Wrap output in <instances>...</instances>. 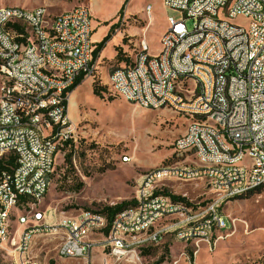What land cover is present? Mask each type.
<instances>
[{"label":"built area","instance_id":"1","mask_svg":"<svg viewBox=\"0 0 264 264\" xmlns=\"http://www.w3.org/2000/svg\"><path fill=\"white\" fill-rule=\"evenodd\" d=\"M163 2L165 8L180 12L181 19L167 18L154 58H147L145 36L133 51L129 48L131 61L113 68L112 76L119 82L115 94L143 109H169L185 118L186 132L172 147L174 153H189L197 164H178L180 179L202 181L211 194L209 202L202 206L187 196L175 200V194L160 190L157 178L169 179L171 172L159 167L142 177L131 201L142 203L137 221H130V213L109 221L101 210H86L63 216L52 228L44 227L45 212L37 218L19 214V226L25 230L12 232V225L4 229L6 204L14 202L15 195L10 186L24 187L22 196L28 207H37L31 206L33 198L44 200L51 184L46 182V174H54L56 169L53 159L76 142V126L68 113L71 89L80 78L93 79L98 73L89 6L78 5L61 16L49 15L46 6L32 13L6 8L0 12V19H6V28L0 31V73L13 78V87L0 89V148L11 152V159L0 155V247L5 246L8 233H16V240L19 234H26L21 249L31 246L41 229L51 228L61 230V245L70 250L72 235H78L70 230V221H77L79 230H85L81 253L98 247L102 264H123L125 260L143 264L136 260V253L147 246L142 245V238L156 241L161 221H169L168 234L176 232V239L185 238V242L202 233L213 237L215 230L226 232L224 224L229 219L219 213L222 206L264 185V0ZM151 17L150 5L148 21ZM239 17L247 20L246 27L234 23ZM27 21L37 22L38 34L26 30ZM42 27H49V39H42ZM22 44H29L27 62H19L17 57V47ZM181 79L197 80V88H180ZM188 92H195L196 100H188ZM13 94H26L28 105L13 102ZM31 95L41 96V103L31 102ZM187 110H196V117H187ZM129 160L126 156L124 162ZM230 164H238V171H230ZM190 168H197V179L188 178ZM27 171H37L31 183H24ZM4 172H13V179H4ZM233 179H243V186H233ZM30 219H38V226H30ZM109 222H129L135 228L136 223L145 222V230H138L135 240H126L127 232H107ZM15 253V264H41L30 254ZM60 258L79 260L71 252L70 257Z\"/></svg>","mask_w":264,"mask_h":264},{"label":"rangeland","instance_id":"2","mask_svg":"<svg viewBox=\"0 0 264 264\" xmlns=\"http://www.w3.org/2000/svg\"><path fill=\"white\" fill-rule=\"evenodd\" d=\"M5 3L21 4L25 9L46 6L53 16L78 5L89 6L93 16V41L100 39L107 30L104 38L110 28L115 27L105 50L107 59L113 56L114 48L110 44L119 34L123 43L125 38L126 44L131 43V51L140 37L145 36L150 54L156 55L167 29V18L179 20L182 17L180 12L165 8L163 0H0V5ZM147 5L152 6L151 21L145 11ZM234 23L248 25L247 20L240 17L234 19ZM99 64L95 78L85 79L69 100L68 113L76 126V142L65 146L57 156L48 195L37 208L47 212L44 226L54 228L66 215L131 202L142 177L155 168L174 171L185 161L197 164L189 159L188 154L174 153L172 147L174 140L186 132L185 118L169 109L154 111L127 102L114 93L109 83L108 74L118 64L106 60ZM94 87L99 97L94 94ZM67 155H71V162H66ZM126 156L131 160L124 162ZM157 186H165L167 192L187 196L202 206L211 197L202 181H178L171 176L160 180ZM20 212L19 209L14 211L12 232L25 230L19 226L18 218L27 210L20 207ZM219 213L229 219L227 226L230 229L223 233L215 230L210 244L196 246V242L176 239V232L168 234L166 231L159 234L156 241L143 244L147 245L139 253L143 264H156L162 258V264H264V192L233 199L224 204ZM161 223L167 225L169 221ZM30 226H38V223H30ZM41 230L34 236L30 256L43 264L51 261L55 264H89L88 258L84 261L60 258L64 246L61 245V230ZM11 237H16V233H11ZM136 238L138 236H126V240ZM16 258L17 254L10 246L0 250V264H15ZM102 258V249L98 247L89 257L91 264H102Z\"/></svg>","mask_w":264,"mask_h":264},{"label":"bare ground","instance_id":"3","mask_svg":"<svg viewBox=\"0 0 264 264\" xmlns=\"http://www.w3.org/2000/svg\"><path fill=\"white\" fill-rule=\"evenodd\" d=\"M165 3V2H164ZM6 8H22L19 6H6L0 8V12L6 10ZM43 7H37L34 9H25L22 8V12L25 13H32V12H41ZM75 8L70 11L64 12L60 15H68L70 12H73ZM150 5H147L145 11L147 15H149ZM49 15L50 12H49ZM55 16V15H54ZM6 28V19H0V31H4ZM26 30H28L31 34H38L39 32V25L35 21H27L26 22ZM50 38V30L49 27H42V39H49ZM29 51V44H22L17 47V57H19V62H27V55ZM147 58H154V55L150 54V46L147 48ZM113 71L110 75V86L112 87L114 93H119V82L115 81L112 76ZM5 87H13V78H6L5 73H0V89H4ZM179 87L184 89H193L197 88V80L192 79H181L179 80ZM188 100H196V93L195 92H188ZM13 102L21 103V105H28V96L26 94H13ZM31 102L34 103H41V96L38 95H31ZM187 117H196V110H187ZM179 154H188L189 153H179ZM0 155H3V159H11V152H3V148H0ZM125 158H123L124 161ZM53 166L56 167V158L53 159ZM230 171H238V164H230ZM171 176L176 177L178 181H185V179H180V169L178 170H170ZM55 173V169H54ZM153 170L147 174H152ZM54 174H46V182H51V179ZM37 178V171H27L24 174V183H31L33 179ZM188 178L190 179H197V168H190L188 169ZM4 179H13V172H4ZM163 178H157V183L162 180ZM233 186H243V179H233ZM160 190H166L165 186H159ZM50 189V184L48 185V189H46L45 197L47 196ZM168 190V189H167ZM10 193L14 195V202H8L6 204V212L4 215V229H11V222L14 217V211L19 209L17 207H23L24 210H27V213H23L22 217H29V218H37L39 213H45L42 210L37 209L43 202L40 201V198H33L31 199V206L37 207H28V203L25 202L24 194V187L21 185H12L10 186ZM44 197V199H45ZM142 210V203L139 202H132L128 207L119 211L115 214L112 220H119L120 216H124L127 213H130V221H137L138 219V211ZM46 218H44L45 220ZM19 221V218H18ZM30 223H38V219H30ZM44 227H48L45 224ZM169 224L161 223L160 226L157 228L156 238L159 234L165 233L168 231ZM229 225L227 223L224 224V230H229ZM70 230L71 231H78V235H72V240L70 244V250L67 249V245H64L60 256L62 257H70V252L72 256H79V260H83L84 258H88L89 264L91 261L89 259L91 252L81 253V241H85V230H79V224L77 221H70ZM138 230H145V222H138L135 226L129 222H109L107 223V232H115L118 231V234H125L138 236ZM160 236V235H159ZM180 240H185V238H179ZM150 240V237H143L142 238V245ZM212 240L211 233H202L197 236L192 237V241L196 242V244L207 243L210 244ZM20 241H26V234H21L19 240H16V237H11V233H8V237L5 239V246L0 247L1 249L8 248L10 246L13 248L14 252L20 250V256H27L29 254L30 246H24V248L20 249ZM136 260H141L139 253H136ZM43 264V262H41ZM123 264H141L140 262H133V260H125Z\"/></svg>","mask_w":264,"mask_h":264},{"label":"trees","instance_id":"4","mask_svg":"<svg viewBox=\"0 0 264 264\" xmlns=\"http://www.w3.org/2000/svg\"><path fill=\"white\" fill-rule=\"evenodd\" d=\"M114 31H115V27L113 26L110 28L108 34L99 43L96 44V48H95L94 53H93L94 59H97L99 54L106 48L107 44L109 43V41L112 39V37L114 35ZM126 42H127V38L124 39V44H126ZM129 48H131L129 43L126 44V47H117L116 48L117 55H116L115 60H116L118 65L122 62L127 64L131 61V58H130L131 51H129ZM116 68H119V67H116ZM83 81H84V78H80L77 81V83L75 84V86L71 89V93L74 92L83 83ZM94 94L98 97L100 96L96 87H94ZM66 162H71V155L66 156ZM262 192H264V185H262L258 188L252 189V190L248 191L247 193H245L244 195H242L238 198H247V197H250L254 194H261ZM173 199L185 200V198H183L181 196H176V195L173 196ZM131 203L132 202H123L121 204H117L114 206H107L103 210H101V212L108 217L109 221H111L116 213L125 209ZM163 261H164V258H162L156 264H162ZM50 264H55V263L53 261H51Z\"/></svg>","mask_w":264,"mask_h":264},{"label":"crops","instance_id":"5","mask_svg":"<svg viewBox=\"0 0 264 264\" xmlns=\"http://www.w3.org/2000/svg\"><path fill=\"white\" fill-rule=\"evenodd\" d=\"M6 6H19V7H23L21 4H17V3H9V4H1L0 5V8H2V7H6ZM24 8V7H23ZM28 9V8H27ZM106 32H107V30L106 31H104V33H103V35L101 36V38L100 39H97V40H95V41H93V39H92V41H93V43H94V47L96 48V44L97 43H99L101 40H102V38H103V36L106 34ZM122 36H121V34H119V36L116 38V41H112V43L110 44V45H112V48H114L113 49V56L110 58V59H107L106 57H104V55H105V50L107 49V46H108V44H107V46H106V48L99 54V56H98V58L95 60L96 61V63L98 64V65H100L99 64V62H102V61H108V62H110L111 64L112 63H117L116 62V60H115V58H116V55H117V51H116V48L117 47H126V44H124L123 42H122ZM98 65H97V67H98ZM123 66H127V64H125V63H120L117 67H123ZM110 67H113L112 65L110 66ZM98 69H99V67H98ZM112 71H113V69H112ZM111 71V72H112ZM111 72L108 74L109 75V79H110V75H111ZM85 81V80H84ZM83 81V82H84ZM110 81V80H109ZM75 92V91H74ZM74 92H72L71 93V96L74 94ZM71 96H70V98H71ZM56 163H57V157H56ZM48 195V194H47Z\"/></svg>","mask_w":264,"mask_h":264}]
</instances>
